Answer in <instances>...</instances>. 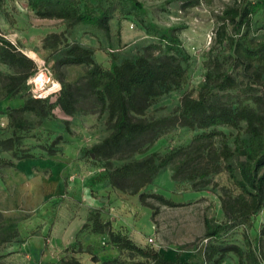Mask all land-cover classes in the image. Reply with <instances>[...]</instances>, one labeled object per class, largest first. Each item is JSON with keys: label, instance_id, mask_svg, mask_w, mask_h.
<instances>
[{"label": "rangeland", "instance_id": "1", "mask_svg": "<svg viewBox=\"0 0 264 264\" xmlns=\"http://www.w3.org/2000/svg\"><path fill=\"white\" fill-rule=\"evenodd\" d=\"M29 1L0 0V37L35 63L33 74L22 80L16 96L47 98L53 106L46 115L0 108V140H10L0 145V264H59L72 259L82 264H140L147 260L113 245L106 228L94 232L97 222H109L113 231L134 244L154 248L166 261H173L150 260L148 264H175L178 259L205 264L212 245L237 244L246 250L250 239L253 245L261 246L264 208L245 224H231L223 201L239 190L214 154L205 153L196 167L190 165L188 170H197L192 178L175 179L176 164H170L137 193L113 186L111 174L116 167L146 159L152 152H156V160L179 148L185 153L181 159L195 155L198 147L194 139L204 130L180 124L163 127L159 129L162 133L145 135L134 143L149 146L144 153L130 152L131 144L114 157H100L93 147L113 131L109 113L84 87L87 66L61 62L67 44L78 43L93 49L95 61L109 69L113 60L121 63L136 58L146 52V46L158 44L162 30L176 33L190 55L183 62L184 76L154 100L142 117L151 122L179 116L184 98L198 97L208 69L217 63L226 69L231 65L232 51L217 32L223 10L236 0H138L143 11L124 0H92L104 7L117 2L108 32L91 24L42 18L29 7ZM54 33L57 38L51 37ZM250 36L264 41V10L253 16ZM154 54L159 56L160 50ZM255 68L260 78L252 90L239 68H229L238 86L219 93L223 102L234 107L257 106L254 96L263 92L264 64ZM17 71L0 58V101L12 100L5 96L11 82L8 76H17ZM40 72L46 73V80H39ZM77 82L78 110L68 114L57 101L65 84ZM218 130L225 133L232 147L238 133L247 137L245 123L237 128L220 126ZM219 138L214 139L215 148L220 146ZM2 159L12 160L15 166L3 164ZM214 164H219L214 171L200 176L207 167L213 170ZM140 183L141 178L136 185ZM141 193L163 195L176 205L151 196L143 201ZM205 217L230 225L219 239L207 237ZM8 236L12 237L4 241ZM222 264H239V258L229 253ZM245 264H249L246 259Z\"/></svg>", "mask_w": 264, "mask_h": 264}, {"label": "trees", "instance_id": "2", "mask_svg": "<svg viewBox=\"0 0 264 264\" xmlns=\"http://www.w3.org/2000/svg\"><path fill=\"white\" fill-rule=\"evenodd\" d=\"M124 1L129 2L134 9L143 11V6L138 0ZM117 5V2H111L104 7L94 4L92 0L29 1V7L42 18L68 20L74 24H91L106 32L110 30L109 21L117 10ZM261 10H264V0H236L234 4L228 5L223 10L220 16L221 25L217 32L220 41L226 40L232 51L229 68L234 66V68L240 69V74L249 80L247 83L249 90L254 88L260 78L255 65L264 64V41H256L250 36L253 16ZM51 37L57 38L58 34L54 33ZM158 39V44L152 43L146 46V52L136 58L125 59L121 63L113 60L109 69L95 61L93 49L78 43L67 44L69 48L64 52L61 62L87 66L84 87L95 96L101 104V109L108 111L109 118L113 123L112 133L103 142L95 145L93 152L100 157L109 159L122 151L124 146L132 144L130 152L144 153L149 146L143 148L141 145L135 146L134 143L145 135L160 131L159 129L163 127L180 124L203 129L204 132L198 134L194 139L198 147L195 155L181 159L180 157L185 153L183 148H179L156 160V152H152L151 156L146 159L134 160L116 167L111 174V183L122 190L137 193L143 185L150 183L161 169L170 164H176L173 175L175 179L192 178L193 173L197 170H188L191 169L190 165L196 167V163H200L199 159L205 153L209 156L214 154L221 160L220 164L226 169L239 190L236 196H227L223 201V208L229 216L231 224H245L264 208V88L260 95L254 96L257 102L256 107L249 105L234 107L231 104H226L219 97V93L235 89L238 86V80L229 68H223L217 63L213 68L208 69L205 84L198 97L187 96L184 98L179 116L149 122L142 117L146 109L163 93L171 90L173 85L180 83L185 73L183 62L190 58L178 34L164 29ZM154 50H160L161 54L156 56ZM0 58L4 63L18 69L17 76H8L11 82L6 89L5 96L9 95L8 98L11 99L20 98L23 101L18 106H8L7 108L12 107L14 112L20 114L34 112L38 115H46L49 112L48 108L53 106L47 98H36L32 95L16 96L20 91L22 80L25 81L33 74L34 61L3 37H0ZM21 73L23 76L19 78ZM79 89L78 82L65 84L61 89L57 102L64 112L73 114L78 110ZM242 123L246 125L247 137L242 138L238 133L235 137V146L232 147L226 139L225 133L218 130V127L237 128ZM216 136L220 137L218 148L213 146ZM154 140L155 138L150 141V144ZM9 142L10 140H0V145H6ZM9 147L4 149H9ZM1 162L8 166H15V162L12 160L2 159ZM214 165L213 170L207 167L200 176L206 177L219 164ZM185 172H188L187 176H182V173ZM140 178L142 183L136 185ZM149 196L160 199L165 204L176 205L166 200L163 195L140 194L143 201ZM205 225L206 236L219 239L230 224L228 222L218 223L213 218L205 217ZM10 229H14V227H10ZM93 231H105L113 245L145 257L147 260L140 264H148L150 260L173 263V261H166L158 250L140 247L127 236L113 231L109 222L105 224L97 222ZM262 234L263 237L259 241L262 245L255 246L248 239L246 250L237 244L210 246L205 264H222L229 253L238 256L239 264H245V259L249 264H264V228ZM9 237L12 236L3 238L4 241ZM59 264L82 263L72 259ZM101 264H110V262L105 261ZM175 264L199 263L178 259Z\"/></svg>", "mask_w": 264, "mask_h": 264}, {"label": "crops", "instance_id": "3", "mask_svg": "<svg viewBox=\"0 0 264 264\" xmlns=\"http://www.w3.org/2000/svg\"><path fill=\"white\" fill-rule=\"evenodd\" d=\"M21 103H23V101L20 98H15L12 100H2L0 101V108H7L8 106H18Z\"/></svg>", "mask_w": 264, "mask_h": 264}, {"label": "bare ground", "instance_id": "4", "mask_svg": "<svg viewBox=\"0 0 264 264\" xmlns=\"http://www.w3.org/2000/svg\"><path fill=\"white\" fill-rule=\"evenodd\" d=\"M41 73V72H40ZM47 79V75L45 72H42L40 75H39V80H46Z\"/></svg>", "mask_w": 264, "mask_h": 264}, {"label": "built area", "instance_id": "5", "mask_svg": "<svg viewBox=\"0 0 264 264\" xmlns=\"http://www.w3.org/2000/svg\"><path fill=\"white\" fill-rule=\"evenodd\" d=\"M149 241H150V242H154V238L150 237V238H149Z\"/></svg>", "mask_w": 264, "mask_h": 264}]
</instances>
